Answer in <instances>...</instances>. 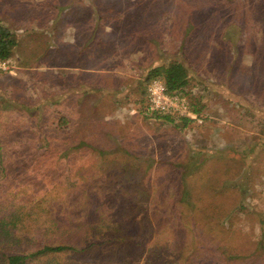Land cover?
<instances>
[{
    "label": "rangeland",
    "instance_id": "374dc122",
    "mask_svg": "<svg viewBox=\"0 0 264 264\" xmlns=\"http://www.w3.org/2000/svg\"><path fill=\"white\" fill-rule=\"evenodd\" d=\"M0 24L19 41L9 59L15 74L0 72V216L36 198L33 211L15 213L0 254L55 243L66 221L101 233L97 225L112 219L144 230L155 216L167 219L155 236L167 252L149 243L121 258L107 244L30 264H168L167 240L187 239L168 205L183 189L178 165L193 160L196 209L187 215L200 234L210 227L194 239V264H264V0H0ZM74 24L77 44L88 37L94 64L113 72L82 77L98 82L85 95L81 77L49 69L64 63L55 50ZM226 31L232 38L223 41ZM171 61L187 72L174 93L188 114L168 122L146 113L143 89L149 70ZM62 114L69 121L59 127ZM79 140L88 145L66 150ZM83 183L96 190L84 208ZM224 249L238 259H223Z\"/></svg>",
    "mask_w": 264,
    "mask_h": 264
},
{
    "label": "trees",
    "instance_id": "16d2710c",
    "mask_svg": "<svg viewBox=\"0 0 264 264\" xmlns=\"http://www.w3.org/2000/svg\"><path fill=\"white\" fill-rule=\"evenodd\" d=\"M229 31V30H228ZM230 32H224L221 39L223 41L230 40ZM237 40V39H236ZM18 45V39L16 34L8 28L6 25L0 24V60L9 59L12 56V53L16 46ZM239 52L240 47L236 43L233 49V52ZM186 70L184 66L178 61H171L169 65H157L151 68L146 75V81H149L152 78H160L163 80L166 90L168 93L172 92H182L183 86L187 83ZM143 89V95H144ZM163 120L171 122L172 118L169 115H162ZM188 119H183V125L186 124ZM68 117L65 115H61L58 118L57 125L59 127L66 126L68 123ZM88 144L84 140H79L76 144H70L67 146L66 150H69L74 147L87 146ZM64 151L67 154V151ZM100 155L103 153L102 150L98 152ZM63 156V155H62ZM2 157H0V164L3 163ZM193 160L189 162V166L186 165H178L180 168L179 176L181 179V185L183 189L180 191V197L177 201L173 203H169L168 207L175 210V219L179 220L178 227L180 228V233L182 232V227L185 229L184 239L181 240L175 238L174 236L167 240L168 245L164 247L168 250L169 257H171L168 264H194L195 256L193 255V247L195 242V238L197 240L202 237V233L204 231L209 232L210 227L208 224L200 225L203 230H196V223L193 217L194 209H196V204L191 199L192 188L190 184L191 177H193L197 171L198 166L193 164ZM151 163L148 165L151 166ZM153 165V164H152ZM124 178H128V174H124ZM89 183H83L82 187L85 189L88 187L90 189V198L88 202H84L81 204V207H90L94 202L93 195L95 189L89 188ZM91 187V186H90ZM36 198L33 202V197H30V202L28 200L25 204L18 207V209L12 207L10 209L8 215L4 214L0 216V243L3 241H7L13 236V227L17 225L18 217H14L17 213L19 215L26 214L24 211L28 208L29 210L34 209L36 207ZM244 205L242 206V208ZM189 213L190 215H187ZM9 217L7 219L6 217ZM155 217V216H154ZM153 217V222L145 228L144 230H140L142 226L140 224H136V221L131 220H111L106 225H97L99 228H103L101 233L89 232V231H81L80 228L83 226L81 222L74 223L71 221H66L67 224L66 229L59 231L60 235L58 236V240L55 243H42L40 247L35 249L34 251L29 252H20V253H7L2 252L0 254V264H30L31 262H36L47 255H57V254H76L82 253L90 249V247L99 246V245H107L112 244L115 245L116 253H123L124 255L121 258H126V256H130L136 252L137 255L141 256L144 252L150 251L149 245L155 247V254H159V248L163 247L162 244H159V239H155L157 233H160L159 229L163 228L164 222L167 220H159ZM181 220L183 222H181ZM148 220H146L147 224ZM52 223V222H51ZM65 223V221H64ZM54 223V225H57ZM89 223H87L88 225ZM58 226V225H57ZM199 226V227H200ZM75 229H69V228ZM206 229V230H205ZM155 231H158L154 233ZM176 231V230H175ZM96 239V240H95ZM150 243V244H149ZM2 244V243H1ZM147 244H149L147 246ZM147 246V247H146ZM162 252H167L163 250ZM225 257L223 259H238L236 254H231L227 252L225 249L223 250ZM242 258V256H241Z\"/></svg>",
    "mask_w": 264,
    "mask_h": 264
},
{
    "label": "crops",
    "instance_id": "0c3cea01",
    "mask_svg": "<svg viewBox=\"0 0 264 264\" xmlns=\"http://www.w3.org/2000/svg\"><path fill=\"white\" fill-rule=\"evenodd\" d=\"M76 28L75 24L74 26H70L69 30H67L66 34L68 33V38H64L63 42L65 45L64 50L57 48L55 50V59L57 60H64V63H60L58 62V64L54 65V68H56V70L53 67H50L49 69H51L52 71L54 70L55 73L59 72L57 71V69L63 70L65 69V73L64 76L66 79L69 78V76L72 77V82H73V78H80L81 80L77 81L79 82V89H82V93L84 91H88V92H84L83 95H85V93L89 94L90 92H96L98 90V82L95 83V80H90V79H82V77H99L102 75L101 72H103V74H110L113 75V72L111 71L110 73H104V71H100V68L97 64H94V60H96V54L97 53V48H95L94 50V46L92 43H90V39L87 37L84 40L85 36H81V44L78 45V40H77V36H78V32L79 30ZM18 45H19V41H18ZM18 45L16 46V48L18 47ZM131 51V50H130ZM11 58V57H10ZM9 58V59H10ZM77 60V61H76ZM85 60L91 62V63H84ZM35 68V67H34ZM40 69L39 67H37V70ZM125 69H122L120 71H117L119 73H122V71H124ZM15 74V70L14 68L12 69V71L8 74ZM63 73V72H61ZM59 75V74H58ZM126 76V75H124ZM128 76V75H127ZM126 76V78H128ZM127 81V79H126ZM66 82H70V81H66ZM58 85V84H56ZM67 85V84H66ZM127 86V85H126ZM63 87V86H60ZM77 87V86H76ZM68 88L69 86L64 87V89L62 90L65 91V94L68 93ZM71 88V87H70ZM112 88V87H111ZM110 89V88H109ZM59 90V89H58ZM68 90V91H67ZM144 90H145V85H144ZM61 92V90H60ZM82 95V96H83ZM70 96H72V94H70ZM67 98V96L65 97Z\"/></svg>",
    "mask_w": 264,
    "mask_h": 264
},
{
    "label": "built area",
    "instance_id": "2783aa9c",
    "mask_svg": "<svg viewBox=\"0 0 264 264\" xmlns=\"http://www.w3.org/2000/svg\"><path fill=\"white\" fill-rule=\"evenodd\" d=\"M10 60H0V72H11ZM183 101L174 93H168L162 79L156 77L145 83L144 110L157 115H187Z\"/></svg>",
    "mask_w": 264,
    "mask_h": 264
}]
</instances>
